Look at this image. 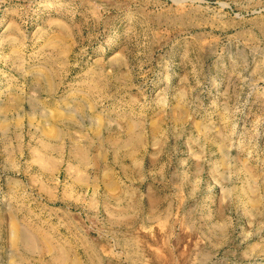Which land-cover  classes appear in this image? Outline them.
Instances as JSON below:
<instances>
[{
	"label": "rangeland",
	"instance_id": "rangeland-1",
	"mask_svg": "<svg viewBox=\"0 0 264 264\" xmlns=\"http://www.w3.org/2000/svg\"><path fill=\"white\" fill-rule=\"evenodd\" d=\"M174 2L0 0V264H264V35Z\"/></svg>",
	"mask_w": 264,
	"mask_h": 264
},
{
	"label": "bare ground",
	"instance_id": "bare-ground-1",
	"mask_svg": "<svg viewBox=\"0 0 264 264\" xmlns=\"http://www.w3.org/2000/svg\"><path fill=\"white\" fill-rule=\"evenodd\" d=\"M227 4L220 3V0H175L168 11L175 24L184 25L191 31L214 26H221L225 30L243 29L249 25L250 34L264 35V0H247L245 6L228 4L235 13L240 14L238 17L226 10ZM226 18H229L230 24L224 20Z\"/></svg>",
	"mask_w": 264,
	"mask_h": 264
},
{
	"label": "crops",
	"instance_id": "crops-1",
	"mask_svg": "<svg viewBox=\"0 0 264 264\" xmlns=\"http://www.w3.org/2000/svg\"><path fill=\"white\" fill-rule=\"evenodd\" d=\"M54 159H56V160H58L59 159V157H53ZM82 158V157H81ZM88 159V158H87ZM78 169V168H77ZM79 170H81V171H84V172H86L87 174L88 173H94V172H100V168H79ZM121 171H131V172H133V173H137V174H140L141 173V170H142V168H122V169H120ZM98 186H99V183H97V188H98ZM94 189H95V187H94V185H93V187H92V191H94Z\"/></svg>",
	"mask_w": 264,
	"mask_h": 264
}]
</instances>
